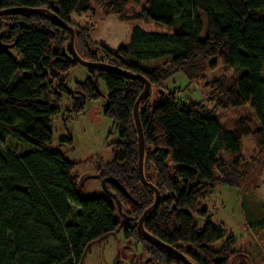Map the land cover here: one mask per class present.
<instances>
[{"label":"trees","instance_id":"1","mask_svg":"<svg viewBox=\"0 0 264 264\" xmlns=\"http://www.w3.org/2000/svg\"><path fill=\"white\" fill-rule=\"evenodd\" d=\"M96 2L105 15L152 20L174 30L151 32L136 25L129 42L116 51L105 46L94 50L90 28L71 19L73 13L91 11V0H0V11L49 8L75 28L82 58L151 82L140 103L144 174L161 200L144 222L145 230L194 264H249L250 256L232 248L234 236H227L223 222L209 219L202 202L218 185L246 186L262 159L254 155L245 160L244 139L264 154V0H146V7L133 15L125 13L128 0ZM68 42L69 31L49 16L0 15V264H82L92 245L121 231L143 246L146 259L140 264H184L138 230V220L155 201V192L141 182L134 119L145 82L85 67V80L69 88L67 73L81 65L72 59ZM10 47L22 62L10 55ZM216 58L234 71L212 80V110L203 102L179 105L172 93L159 95L174 74L198 80L205 62L212 60L215 66ZM158 60L163 62L154 65ZM99 80L107 90L103 114L113 121L118 139L109 144L112 160L100 162L96 175L110 178L107 188L130 218L124 224L116 200L105 193L85 196V177L75 173L76 163L50 148V124L62 113L58 105L63 96L71 100L63 115L82 114L88 102L102 96ZM248 102L251 114L236 118L231 127L217 119L218 109ZM255 120L260 125L254 128ZM194 215L206 219L198 224ZM248 226L264 230V203Z\"/></svg>","mask_w":264,"mask_h":264},{"label":"rangeland","instance_id":"2","mask_svg":"<svg viewBox=\"0 0 264 264\" xmlns=\"http://www.w3.org/2000/svg\"><path fill=\"white\" fill-rule=\"evenodd\" d=\"M57 1V0H49ZM146 0H128L125 13L133 15L146 7ZM92 10L78 15L73 13L71 19L84 27L90 28L92 39L91 46L94 50L105 46L109 50L116 51L120 45L127 44L130 40L131 29L134 26H141L151 32H169L174 29L152 20H130L125 21L116 16L105 15L96 0H91ZM264 15V10L260 11ZM76 47V46H75ZM8 52L19 62L23 59L19 52L8 48ZM205 62V73L198 80H191L183 72H178L168 78L164 84V92L172 93L177 104L190 102H203L206 109L212 110L215 102L210 99L211 82L222 74H233V68L225 67L220 58ZM163 60L154 62L160 65ZM87 70L84 66H78L67 73L66 84L73 88L75 81H84L87 77ZM99 89L102 96L96 101L87 103L82 114H66L63 110L71 105L68 95H64L58 107L62 113L52 118L50 127L53 132V142L50 148L62 153L66 159L75 162V173L86 177L84 195L93 197L104 193L102 180L92 177L97 173V166L100 162L107 163L113 158V148L109 144L118 139L113 121L104 116L103 105L105 104L106 87L103 80H99ZM162 89H159V95ZM251 103L228 110L218 109L217 119L224 125L231 127L233 121L240 117L251 114ZM260 124L255 120L253 127ZM244 157L248 162L256 155L262 159L260 165L252 171L246 186L241 188L218 185L213 192L202 202L208 210V217L214 223L223 222L227 228V236L232 234L235 241L232 245L234 250L244 255H249V264H264V230L252 229L248 226L250 218H257L264 203V154L254 152L255 143L250 139H244ZM227 157V156H226ZM228 158V157H227ZM198 224H202L204 217L194 215ZM225 240V238H224ZM221 244L224 243L220 242ZM219 244V243H218ZM145 259L143 247L135 240L126 239L123 231L111 235L102 241L92 245L86 254L82 264H140ZM246 259V257H244Z\"/></svg>","mask_w":264,"mask_h":264},{"label":"water","instance_id":"3","mask_svg":"<svg viewBox=\"0 0 264 264\" xmlns=\"http://www.w3.org/2000/svg\"><path fill=\"white\" fill-rule=\"evenodd\" d=\"M19 12L37 13V14L49 16L55 22H57L58 25L62 29L69 31L68 50H69V53H70L72 59L74 61H76L77 63H79L80 65L87 67V68L103 69V70L110 71V72H113L116 74H121L122 76H125L127 78L141 79L145 82V88L142 91V93L140 94V96L138 97V99L135 103V106H134V119H135V125H136V129H137V133H138L139 172H140L141 182H142V184L151 188L155 192V201H154V204L152 206H150L143 213V215L140 217V219L138 220V223H137L138 230H139L140 235L144 239H146L147 241H149V242H151V243L175 254V256H177L184 264H194L192 261H190L186 257V255L181 253L179 250L173 248L172 246H169L166 243L162 242L158 238L154 237L148 231H146L145 227H144V222L151 217V215L153 214L155 209L158 207L160 200H161V193H160L159 189L153 183L148 182L146 177H145V174H144L145 141H144V133H143V128H142V123L140 120V103L151 91V88H152L151 82L148 79H146L143 75L131 74L127 71L122 70L118 66L108 64L105 62H93V61H89V60L82 58L78 54L76 47H75V36H76L75 28L73 26L65 23L62 19L59 18V16L54 11L50 10L49 8H10V9L0 11V15H5V14H9V13H19ZM161 93L164 94V90L161 91ZM92 177L98 178V175H94ZM109 179H110L109 177L102 178L104 193L111 196L112 198H114L116 200V202L118 204L119 212L122 215L121 224L128 223L130 218L122 212L121 202L117 198L116 194L107 188V181ZM85 181H86V177L84 179V183H85ZM84 183H82V185Z\"/></svg>","mask_w":264,"mask_h":264},{"label":"flooded vegetation","instance_id":"4","mask_svg":"<svg viewBox=\"0 0 264 264\" xmlns=\"http://www.w3.org/2000/svg\"><path fill=\"white\" fill-rule=\"evenodd\" d=\"M143 247V246H142ZM175 255V254H174ZM146 259V258H145ZM190 260V259H189ZM191 261V260H190Z\"/></svg>","mask_w":264,"mask_h":264}]
</instances>
